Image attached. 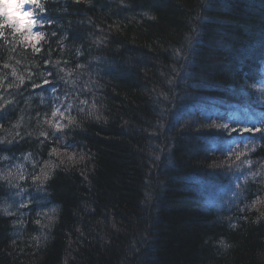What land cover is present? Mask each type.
Returning <instances> with one entry per match:
<instances>
[{
	"label": "trees",
	"instance_id": "1",
	"mask_svg": "<svg viewBox=\"0 0 264 264\" xmlns=\"http://www.w3.org/2000/svg\"><path fill=\"white\" fill-rule=\"evenodd\" d=\"M27 8L0 17V264H264V0Z\"/></svg>",
	"mask_w": 264,
	"mask_h": 264
},
{
	"label": "snow or ice",
	"instance_id": "2",
	"mask_svg": "<svg viewBox=\"0 0 264 264\" xmlns=\"http://www.w3.org/2000/svg\"><path fill=\"white\" fill-rule=\"evenodd\" d=\"M29 4L39 6L40 0H0V17L9 23L15 31H20L21 25L25 22V11H27L26 20L28 30L30 31L36 24V18L35 14L27 8ZM17 13H19V15H16ZM3 26V24H0V27ZM237 159H239V156H237Z\"/></svg>",
	"mask_w": 264,
	"mask_h": 264
},
{
	"label": "bare ground",
	"instance_id": "3",
	"mask_svg": "<svg viewBox=\"0 0 264 264\" xmlns=\"http://www.w3.org/2000/svg\"><path fill=\"white\" fill-rule=\"evenodd\" d=\"M199 22H200L202 25H206V24L210 23V24H208V30H212V29H211L212 21L209 19V15H208V18H206V19L201 18ZM189 43H191V41H190L189 38H187V39H185V40L183 41V44H182L181 48L178 49V53H179L178 55H181L182 53H183V55H184V53L187 52V47H189ZM177 58H178V60H176V61H178V63H180V62H179V61H180V58H179V57H177ZM17 214H18V212H17Z\"/></svg>",
	"mask_w": 264,
	"mask_h": 264
}]
</instances>
